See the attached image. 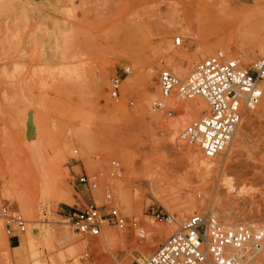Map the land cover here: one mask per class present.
<instances>
[{
	"label": "rangeland",
	"instance_id": "rangeland-1",
	"mask_svg": "<svg viewBox=\"0 0 264 264\" xmlns=\"http://www.w3.org/2000/svg\"><path fill=\"white\" fill-rule=\"evenodd\" d=\"M256 1L0 0V197L28 221L17 239L0 219V264H111L105 250L94 248L101 235L78 234L66 218L91 202L107 205L106 185L127 219L124 229L104 230L123 237L114 247L122 264L140 262L202 208L223 225L264 227V81L260 103L245 113L226 155L215 159L180 138L206 112L202 97L172 98L203 104L180 129L182 110L167 116L151 105L164 68L184 77L222 50L252 70L264 56L257 50L264 12ZM243 24L257 32L245 35ZM177 36L180 45L173 44ZM171 55L185 57L183 72H175ZM125 66L131 73L112 98L109 80ZM187 148L207 160L206 168L191 167ZM111 160L119 162L120 177L109 175ZM82 171L101 173L99 186L78 184ZM190 198L194 212L186 208ZM156 210L167 211L171 222L156 219ZM86 249L91 259L79 260ZM246 264H264V247Z\"/></svg>",
	"mask_w": 264,
	"mask_h": 264
},
{
	"label": "built area",
	"instance_id": "built-area-1",
	"mask_svg": "<svg viewBox=\"0 0 264 264\" xmlns=\"http://www.w3.org/2000/svg\"><path fill=\"white\" fill-rule=\"evenodd\" d=\"M182 38L173 39L180 45ZM251 69L242 66L235 57H227L222 50L195 62L184 77L169 69H162L158 75L159 94L152 101V108L172 116L177 108L171 98L186 100L194 96L204 99L206 112L191 120L180 133V138L196 145L206 157L225 156L246 112L255 110L260 103L264 81V56L257 58ZM131 73L129 66L109 80V95H120L122 82ZM132 104V102H130ZM264 127V116L262 117ZM76 153V150H74ZM112 177H120L121 167L116 160L110 161ZM101 173H78L75 181L88 188L99 186ZM107 205L88 203L67 215L73 229L84 236H100L108 227L124 229L127 219L114 204V197L108 185L104 189ZM158 220L170 223L172 216L166 211L153 212ZM0 219L6 235L17 238L27 228V219L19 210L0 197ZM136 218L131 226H136ZM144 230L137 227V236L144 237ZM264 247V227L247 224L224 226L210 208H202L186 218L148 256L137 264H246ZM91 251L86 249L79 260H90Z\"/></svg>",
	"mask_w": 264,
	"mask_h": 264
},
{
	"label": "bare ground",
	"instance_id": "bare-ground-1",
	"mask_svg": "<svg viewBox=\"0 0 264 264\" xmlns=\"http://www.w3.org/2000/svg\"><path fill=\"white\" fill-rule=\"evenodd\" d=\"M257 5L259 6H263V12H264V0H257ZM254 24V23H253ZM259 25V24H258ZM256 27V26H255ZM240 28L242 29L241 31H243V33L245 35L247 34H254L256 33V29H252V28H249V27H246L244 24L240 26ZM262 31H263V40L260 42V44L258 45V53L260 55H264V25H263V28H262ZM251 36V35H250ZM175 54V53H174ZM177 54V53H176ZM185 57H183L182 55H171L169 57V61L171 62V64L173 65V69L175 70V72L177 74L183 72V67H182V61ZM185 73V72H184ZM263 82V81H260V83ZM259 83V84H260ZM152 85V84H151ZM157 88V87H156ZM158 90V88H157ZM263 90H264V86H263ZM158 92V91H157ZM158 94V93H157ZM157 94L155 95H151L149 97H155L157 96ZM174 97V96H173ZM172 97V98H173ZM171 98V103L173 104L174 107L178 108L177 110H182L179 117H178V121H177V125L180 128H183L186 123L189 121L190 118L192 117H196L197 114L200 112V110L203 108V104L201 102V100H192L190 101L189 103L183 105L182 103H180L179 101H176L174 99ZM177 98V97H176ZM178 99V98H177ZM180 100V99H179ZM181 104V105H180ZM261 109L264 110V99H263V102H262V105H261ZM243 120V119H242ZM242 122V121H241ZM240 122V123H241ZM240 125V124H239ZM240 127H238L236 133L238 132ZM236 135V134H235ZM235 137V136H234ZM244 136L242 137V140H244ZM234 139V138H233ZM186 153H187V158L189 159L190 161V165L193 169H196V170H200L202 167H205L207 165L206 161L203 160L200 156L197 155V153H195V150L192 149V148H187L186 149ZM206 157V156H205ZM208 159H215L217 158V156L213 157V158H209V157H206ZM206 168V167H205ZM204 169V168H203ZM54 181V180H53ZM121 195V194H120ZM119 195V196H120ZM123 204H126L128 205L129 204V201L128 199L124 196L120 197ZM66 203H69V201H66ZM197 207L196 203L190 198L189 199V202H187V211L189 210H192L195 209ZM197 210V209H196ZM194 212V211H193ZM181 216V214H179ZM226 222V221H225ZM225 225L224 226H228L227 223H224ZM34 228V227H33ZM30 230V228H29ZM159 228H155V227H151V231H155V232H159L158 231ZM154 232V233H155ZM5 236V235H4ZM66 236V235H65ZM68 236V235H67ZM71 239V237H68ZM66 238V239H68ZM124 242V239L122 236L118 235V234H115V233H111V232H103L101 234V239L100 241L95 244V247L98 251H103L105 250L107 253H108V259L111 261V264H122L121 261L122 260H119L116 256V253H115V246L116 245H119V244H122ZM106 253V254H107ZM142 261V260H141ZM140 261V262H141Z\"/></svg>",
	"mask_w": 264,
	"mask_h": 264
}]
</instances>
